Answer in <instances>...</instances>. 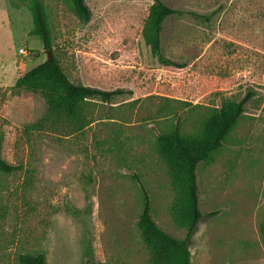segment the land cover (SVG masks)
Returning a JSON list of instances; mask_svg holds the SVG:
<instances>
[{
    "label": "rangeland",
    "instance_id": "1",
    "mask_svg": "<svg viewBox=\"0 0 264 264\" xmlns=\"http://www.w3.org/2000/svg\"><path fill=\"white\" fill-rule=\"evenodd\" d=\"M162 1L214 11L207 23L187 15L165 20L162 51L183 68H162L143 42L152 0H84L91 11L86 23L69 0H42L52 56L69 80L130 91L109 102L90 99L91 123L57 139L22 131L46 104L37 93L11 87L47 54L30 33L26 1L0 0V153L21 166L0 172V264H20L22 253H41L46 264H147L136 226L141 186L154 222L185 237L169 213L174 194L154 150L155 137L174 117L159 118L156 111L181 114L187 129L204 108L188 115L179 101L219 107L247 92L244 113L213 162L196 169L202 218L187 246L191 264H264V0Z\"/></svg>",
    "mask_w": 264,
    "mask_h": 264
},
{
    "label": "trees",
    "instance_id": "2",
    "mask_svg": "<svg viewBox=\"0 0 264 264\" xmlns=\"http://www.w3.org/2000/svg\"><path fill=\"white\" fill-rule=\"evenodd\" d=\"M31 16L30 33L41 42L45 51L52 52V40L47 13L42 0H25ZM72 11L82 22H88L91 11L84 0H69ZM210 15L193 10L173 8L162 0H152L144 20L141 36L153 58L164 69L183 68L185 63H178L168 58L162 51L161 32L165 20L171 16H190L198 22H209ZM52 55V53H51ZM14 93L28 91L39 94L46 104V112L35 122L24 125L22 131L26 136L33 133L54 135L57 139L82 132L90 123L88 103L98 98L109 102L114 97L130 93L123 89L112 91L74 83L63 72L58 60L52 56L36 64L18 77L11 87ZM251 94L246 93L240 100L224 99L219 107H202L179 101L190 112L204 108L189 122L187 129L181 124L182 115L166 107H160L155 116L159 118L174 117V122L161 131L154 140V150L165 165L169 183L173 191V200L169 213L178 228L185 230V237L176 238L161 229L151 217L150 202L146 191L140 187L142 195L141 210L136 223L139 236L147 252V264H191L187 239L202 218L199 210V195L196 169L199 163H211L214 154L222 147L227 136L244 113V107ZM0 138V151H1ZM112 144V143H111ZM113 145V144H112ZM114 148L120 149V141ZM21 166L8 163L1 157L0 172L12 173ZM213 213H210L211 215ZM260 240L264 245V220L259 224ZM86 254L90 253L88 246ZM20 264H46L43 254H19ZM84 264H98L92 261Z\"/></svg>",
    "mask_w": 264,
    "mask_h": 264
},
{
    "label": "water",
    "instance_id": "3",
    "mask_svg": "<svg viewBox=\"0 0 264 264\" xmlns=\"http://www.w3.org/2000/svg\"><path fill=\"white\" fill-rule=\"evenodd\" d=\"M46 54H47V61L48 62H51L52 61V55H51V52L49 50L46 51Z\"/></svg>",
    "mask_w": 264,
    "mask_h": 264
},
{
    "label": "built area",
    "instance_id": "4",
    "mask_svg": "<svg viewBox=\"0 0 264 264\" xmlns=\"http://www.w3.org/2000/svg\"><path fill=\"white\" fill-rule=\"evenodd\" d=\"M20 53L23 54V55H26L27 54V52L24 51L23 49H20Z\"/></svg>",
    "mask_w": 264,
    "mask_h": 264
}]
</instances>
